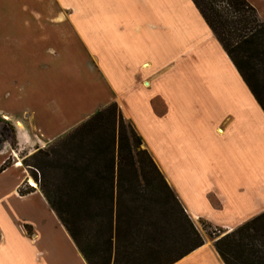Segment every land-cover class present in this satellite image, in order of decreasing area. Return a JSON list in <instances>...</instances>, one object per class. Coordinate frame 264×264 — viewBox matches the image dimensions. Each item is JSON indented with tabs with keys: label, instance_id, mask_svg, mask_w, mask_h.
I'll return each instance as SVG.
<instances>
[{
	"label": "crops",
	"instance_id": "1",
	"mask_svg": "<svg viewBox=\"0 0 264 264\" xmlns=\"http://www.w3.org/2000/svg\"><path fill=\"white\" fill-rule=\"evenodd\" d=\"M246 1L264 20V0ZM50 2L67 6L62 18L25 14L33 24L23 28H39L36 41L51 46L52 21L66 20L58 26L82 52L88 90L77 118L48 82L35 111L0 107V264H87L38 187L18 194L30 177L17 150L48 147L110 103L203 239L174 264H223L202 225L231 231L264 212V113L201 14L191 0Z\"/></svg>",
	"mask_w": 264,
	"mask_h": 264
},
{
	"label": "trees",
	"instance_id": "2",
	"mask_svg": "<svg viewBox=\"0 0 264 264\" xmlns=\"http://www.w3.org/2000/svg\"><path fill=\"white\" fill-rule=\"evenodd\" d=\"M191 1L264 113V20L246 0ZM140 145L110 103L30 155L41 163L37 172H60L57 182L31 177L87 264H174L203 244ZM33 191L25 184L18 194ZM155 205H167L163 224ZM233 243L239 252L228 257L222 246ZM214 249L223 264H264V212L220 237Z\"/></svg>",
	"mask_w": 264,
	"mask_h": 264
},
{
	"label": "rangeland",
	"instance_id": "3",
	"mask_svg": "<svg viewBox=\"0 0 264 264\" xmlns=\"http://www.w3.org/2000/svg\"><path fill=\"white\" fill-rule=\"evenodd\" d=\"M63 11H67V6H56L52 4L50 0H0V16L3 15L6 17V20H0V31H2V29H7L6 33H2L0 38V107L2 109L15 112L18 111L17 116L23 115V109L29 112L35 111L36 99L42 93L40 91L42 84L48 82L50 83V86H48L50 88V98H59L60 104H64L66 110H68L69 116L77 118L83 112V110H81L82 108L77 106L80 101L79 99L82 98V96L84 97L85 92L88 90L86 82L87 72L83 67L82 52H80L78 47L73 48L65 43L67 41V36H63L61 28L67 25L66 20L61 19L62 21L59 22L52 21V23H56L57 26L50 28L51 31H49L50 33L52 32L51 36L54 37V43L51 46H55L56 49H59V54L57 53V55H54L52 52L50 53V45L47 46L46 43L36 41V37H38L40 32L39 28H34L35 30H26L23 28H27L33 24V22L30 21L28 25H25L27 24L25 23L26 21H23L25 14L26 16L27 14L29 16L32 15L35 18L40 14L43 16L56 14L59 18H62L60 13ZM45 16L44 18H46ZM58 25H60L61 28ZM47 49L48 51H46ZM68 64L74 68L72 76H70V66H68ZM63 71L67 74L63 73ZM75 102L77 104L76 107L73 106ZM79 105L82 106V102L79 103ZM74 108L76 109L73 113L72 111ZM8 128L13 133V129L11 127ZM12 145L15 149L14 139H12ZM139 148L146 150L142 145H140ZM17 157L21 160L22 165L27 167L26 169L31 181H34L31 175L36 176L38 184H44L45 181L49 182V180L53 182L59 181L58 179H60L61 176L57 167L52 169L54 167L50 166L44 173L41 170L37 172L36 168H39L41 165L38 158H31L27 155L26 150L23 151V149L17 150ZM49 157H53V155L50 153ZM53 193L57 194L58 192ZM151 207L152 212H155V215L160 219V223L166 221L169 217L166 213L168 212L167 205H164V207H162L163 209L159 208V205ZM163 211L165 212L163 213ZM158 218L154 216L153 219ZM201 230L213 241L214 247V242L216 240L235 229L227 231L213 227H202ZM237 247V244L233 243L230 248L223 245L222 249L229 257L239 252Z\"/></svg>",
	"mask_w": 264,
	"mask_h": 264
},
{
	"label": "bare ground",
	"instance_id": "4",
	"mask_svg": "<svg viewBox=\"0 0 264 264\" xmlns=\"http://www.w3.org/2000/svg\"><path fill=\"white\" fill-rule=\"evenodd\" d=\"M29 185L34 187L35 183L33 181L29 180Z\"/></svg>",
	"mask_w": 264,
	"mask_h": 264
}]
</instances>
